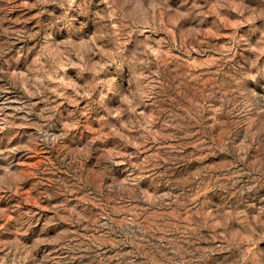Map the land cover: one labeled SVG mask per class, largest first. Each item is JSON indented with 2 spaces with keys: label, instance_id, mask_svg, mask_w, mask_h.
Returning <instances> with one entry per match:
<instances>
[{
  "label": "rangeland",
  "instance_id": "1",
  "mask_svg": "<svg viewBox=\"0 0 264 264\" xmlns=\"http://www.w3.org/2000/svg\"><path fill=\"white\" fill-rule=\"evenodd\" d=\"M0 264H264V0H0Z\"/></svg>",
  "mask_w": 264,
  "mask_h": 264
}]
</instances>
